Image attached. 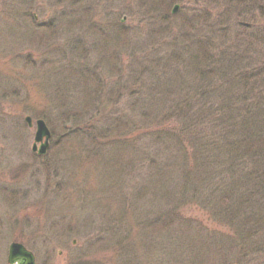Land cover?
<instances>
[{
    "label": "rangeland",
    "instance_id": "obj_1",
    "mask_svg": "<svg viewBox=\"0 0 264 264\" xmlns=\"http://www.w3.org/2000/svg\"><path fill=\"white\" fill-rule=\"evenodd\" d=\"M247 1H236L233 8L245 11L241 4ZM203 2L0 0V264H10L12 243L30 250L36 264H128L127 259L133 264H247L245 256L234 263L230 248L223 247L231 230L214 223L207 210L193 206L178 210L182 219L152 222L172 211L166 201L157 210L153 192L143 188L147 175L155 173L153 135L140 136L137 128L113 135V144L121 145L111 155L115 146L89 138V126L102 128L100 117L93 120L98 110L111 108V117L119 115L130 125L141 117L133 110L154 107L160 120L185 98L181 93L187 88L198 91L191 82L184 85L187 72L170 68L166 53L172 36L194 19ZM220 2L209 16L211 25H198L194 41L214 32L212 24L230 4ZM170 27L171 35L156 37ZM154 118L155 113L151 123ZM38 120L52 133L44 156L33 150ZM170 127L178 129L179 123L147 130L161 136L158 131ZM132 143L144 156L135 158ZM166 146L175 149L168 139ZM171 159L178 166L175 156L158 164L164 168ZM182 174L176 170L174 178ZM119 216L122 227L115 223ZM141 224H147L142 231Z\"/></svg>",
    "mask_w": 264,
    "mask_h": 264
},
{
    "label": "trees",
    "instance_id": "obj_2",
    "mask_svg": "<svg viewBox=\"0 0 264 264\" xmlns=\"http://www.w3.org/2000/svg\"><path fill=\"white\" fill-rule=\"evenodd\" d=\"M203 1L195 10L194 19L191 22L187 20L188 25L179 27V32L172 36L173 41L169 43L171 49L166 53L168 60L171 59L170 68L181 66L187 72L184 85L191 82L198 91L193 93L191 89L190 92L186 86L187 89L181 93L185 98L166 110L162 121L163 118L159 120L161 112L154 107H140L146 110L138 112L133 110L135 116L141 117L130 125L124 123L119 115L111 117V108L103 112L98 110L93 120L98 121L96 118L100 117L102 128L89 126V138L99 142V145L115 146L112 136L117 138L118 133L130 128H137L140 136L153 135L156 157L150 162L155 166V173L147 175L148 181L143 179V188L153 192L157 210L166 201L167 207L170 206L176 213L168 210L167 215L152 222L182 219L183 215L178 210L193 206L207 210L214 223L231 230L232 234L229 238L227 236L223 247L230 248L234 263H239L240 257L245 256L247 264H263L264 0L242 3L245 11L233 8L234 2L239 0ZM220 1H230V4L219 13V22L212 24L214 32L206 33L205 39L202 35L200 40L194 41L193 35L196 28H200L199 24L211 25L209 16L221 7ZM163 19L165 21L164 16ZM236 23H239L238 26ZM173 28L162 30L163 33L156 34V37H162L167 32L171 35ZM169 35H166L167 39L171 38ZM150 58L148 56L147 60L150 61ZM152 61L159 63L158 60ZM176 82L170 81V84ZM161 83V80L157 81L158 85ZM197 83L199 86L196 87ZM163 84L169 87L166 81ZM171 89L172 86L167 88ZM131 93L136 94L135 91ZM154 113L156 121L151 123L150 116ZM173 120L179 123L178 129L170 127L163 133L160 130L161 136L157 131L149 133L147 130L149 127L166 126ZM166 139L172 141L175 153L169 146L164 148ZM120 145L116 144L109 150L110 155ZM130 146L135 158L144 156L145 151L139 144L132 143ZM167 156H175L178 166L171 159V163L167 161V166L161 168L158 161ZM142 160L147 161L146 158ZM140 165L145 167V164ZM176 170L183 171L181 177L174 178ZM119 200L125 201L123 197ZM190 220L193 221V218ZM122 221L123 217L119 216L116 226L122 227ZM145 226L147 224H141L140 231ZM125 238L121 240L125 242ZM211 239L206 237V241ZM169 248L173 250L171 246ZM143 250L149 251V248L143 246ZM170 254L174 256V251ZM134 261L127 259L126 263L133 264Z\"/></svg>",
    "mask_w": 264,
    "mask_h": 264
},
{
    "label": "water",
    "instance_id": "obj_3",
    "mask_svg": "<svg viewBox=\"0 0 264 264\" xmlns=\"http://www.w3.org/2000/svg\"><path fill=\"white\" fill-rule=\"evenodd\" d=\"M179 7H176L174 13L177 12ZM27 122L30 127H33V120L27 118ZM37 132L34 144V151L38 152L39 155H46L50 146V140L52 138L51 130L48 128L44 120L37 121ZM41 144L38 149V145ZM9 263L10 264H36V257L21 243H13L10 247L9 252Z\"/></svg>",
    "mask_w": 264,
    "mask_h": 264
},
{
    "label": "bare ground",
    "instance_id": "obj_4",
    "mask_svg": "<svg viewBox=\"0 0 264 264\" xmlns=\"http://www.w3.org/2000/svg\"><path fill=\"white\" fill-rule=\"evenodd\" d=\"M28 118H30V117H28ZM28 123V122H27ZM28 126H29V124H28ZM48 126V125H47ZM49 128V127H48ZM50 129V128H49ZM35 139H36V136H35ZM50 142H51V140H50ZM40 146H41V144H39L38 145V148H40ZM49 150V149H48ZM48 153V152H47Z\"/></svg>",
    "mask_w": 264,
    "mask_h": 264
},
{
    "label": "flooded vegetation",
    "instance_id": "obj_5",
    "mask_svg": "<svg viewBox=\"0 0 264 264\" xmlns=\"http://www.w3.org/2000/svg\"><path fill=\"white\" fill-rule=\"evenodd\" d=\"M37 154V152H35Z\"/></svg>",
    "mask_w": 264,
    "mask_h": 264
}]
</instances>
